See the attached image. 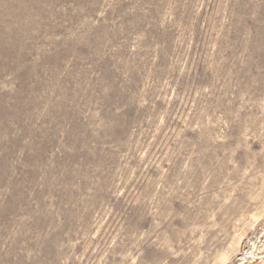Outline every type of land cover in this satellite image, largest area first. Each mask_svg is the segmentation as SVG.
Segmentation results:
<instances>
[{
  "label": "rangeland",
  "instance_id": "1",
  "mask_svg": "<svg viewBox=\"0 0 264 264\" xmlns=\"http://www.w3.org/2000/svg\"><path fill=\"white\" fill-rule=\"evenodd\" d=\"M263 227L264 0H0V264H239Z\"/></svg>",
  "mask_w": 264,
  "mask_h": 264
},
{
  "label": "bare ground",
  "instance_id": "2",
  "mask_svg": "<svg viewBox=\"0 0 264 264\" xmlns=\"http://www.w3.org/2000/svg\"><path fill=\"white\" fill-rule=\"evenodd\" d=\"M258 217V216H257ZM261 218V217H260ZM254 222H258L256 218H254L253 220ZM255 225V224H254ZM255 228V227H254ZM260 237H264V227L262 228V232H261V236ZM258 236L255 237V240H253L252 238L248 239V243L250 244V249L251 248H255V250H251V251H246V250H242L241 246H240V252L238 253L239 256H237V262H239V264H252L254 261H256L257 259H260V263H264V256L259 252L258 250V246H256V242H261V240L257 239ZM239 242H237L238 245ZM240 244V243H239ZM248 244V245H249ZM236 248L232 247V251L230 253H232L233 251H235ZM238 250V249H237ZM255 251H258L257 253ZM230 259V254H226L223 257L222 260V264L223 263H227ZM251 259V260H249Z\"/></svg>",
  "mask_w": 264,
  "mask_h": 264
}]
</instances>
